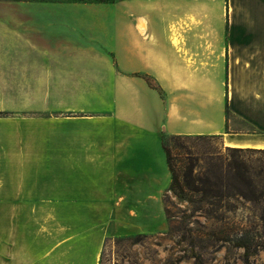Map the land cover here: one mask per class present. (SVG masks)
<instances>
[{
	"label": "crops",
	"instance_id": "0c3cea01",
	"mask_svg": "<svg viewBox=\"0 0 264 264\" xmlns=\"http://www.w3.org/2000/svg\"><path fill=\"white\" fill-rule=\"evenodd\" d=\"M236 1L0 0V110L23 113L0 132V208L23 209L0 264H100L162 231L163 135L264 149V0Z\"/></svg>",
	"mask_w": 264,
	"mask_h": 264
},
{
	"label": "rangeland",
	"instance_id": "374dc122",
	"mask_svg": "<svg viewBox=\"0 0 264 264\" xmlns=\"http://www.w3.org/2000/svg\"><path fill=\"white\" fill-rule=\"evenodd\" d=\"M254 1H236L233 14L236 11L238 14L236 16L234 14L233 19L239 20L241 11H247L248 4ZM0 103H15V97L3 98ZM16 114L23 115V113L15 111L0 110V132L9 134L15 131ZM24 116H28V114L25 113ZM244 128L250 130L249 126H243ZM10 143L14 147L13 136H8L6 140L0 138V152H6V145L8 147ZM163 143L164 148L170 153L172 166L181 179L190 167H193L194 175H199L203 179L211 175L212 172L222 173V176L226 177L229 165L232 164L233 153L229 151V148L233 147L226 146L222 138L218 136L177 137L163 135ZM2 152L0 153V164L3 167L10 160L3 157ZM243 157L248 165H257L259 155L246 153ZM196 185L198 186L199 183L197 182ZM170 186L163 195L166 213L164 229L148 234L107 239L100 264H197L196 259L192 258V255L196 254L202 255L203 264H244V250L236 246L234 238H223L221 234L214 236L212 233L219 232V230L232 233L244 230L246 227L249 230L258 228L256 226L257 213L253 205L243 200H224L221 204L235 205V211L232 213L220 212L224 214L222 223H216L213 220L207 221L199 208L210 209L211 206L208 202L214 200L206 198V202H200L202 199L204 200L202 196L190 193L186 198H181L170 190ZM2 198L17 199L18 196L12 192L7 195L0 192V199ZM55 210L62 211V209ZM17 211L21 212L23 209L0 208V226L3 224L5 228L7 227L8 232L17 230L16 224L19 222L15 219ZM138 236L140 237L139 241L136 240ZM251 260L255 264H264V250L253 256Z\"/></svg>",
	"mask_w": 264,
	"mask_h": 264
},
{
	"label": "trees",
	"instance_id": "16d2710c",
	"mask_svg": "<svg viewBox=\"0 0 264 264\" xmlns=\"http://www.w3.org/2000/svg\"><path fill=\"white\" fill-rule=\"evenodd\" d=\"M187 137V136H177ZM204 137V136H195ZM215 137V136H213ZM170 170L172 172V183L170 190L177 193L179 197L186 198L190 194H198L204 198L200 202H206V198L214 200L208 202L210 209L199 208L202 216L207 220L216 223L223 222V215L220 212L232 213L235 205H223L224 200L234 199L243 200L251 203L256 210L257 227L254 230L246 229L226 233L223 230L214 232L212 235L223 238H234L236 246L244 250V264H255L252 257L264 250V150L229 148L233 153L232 164L229 165L227 176L222 173L212 172L207 178L203 179L199 175H194L193 167H190L182 175V179L177 174L170 160V153L165 148ZM257 154V165H248L244 161V154ZM199 183L197 186L196 183ZM169 213V211H168ZM252 227V226H251ZM140 237H137L139 241ZM197 264H203L201 254L192 255ZM230 264V263H228Z\"/></svg>",
	"mask_w": 264,
	"mask_h": 264
}]
</instances>
